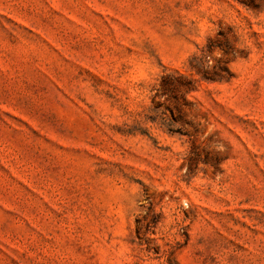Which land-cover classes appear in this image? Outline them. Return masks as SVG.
Returning <instances> with one entry per match:
<instances>
[{"label": "rangeland", "instance_id": "obj_1", "mask_svg": "<svg viewBox=\"0 0 264 264\" xmlns=\"http://www.w3.org/2000/svg\"><path fill=\"white\" fill-rule=\"evenodd\" d=\"M0 264H264V0H0Z\"/></svg>", "mask_w": 264, "mask_h": 264}, {"label": "trees", "instance_id": "obj_2", "mask_svg": "<svg viewBox=\"0 0 264 264\" xmlns=\"http://www.w3.org/2000/svg\"><path fill=\"white\" fill-rule=\"evenodd\" d=\"M205 78H206V75H205ZM206 80H209V79L206 78ZM162 81H163V83H166V81H168V78L163 77V78H162ZM186 88H187L188 92L193 91L194 88H195V86H194V81H193V80H188L187 83H186ZM163 125L166 126V123H163ZM167 126H169V125H167ZM169 130H170L171 133H174V132H175V131L172 130V129H169Z\"/></svg>", "mask_w": 264, "mask_h": 264}]
</instances>
